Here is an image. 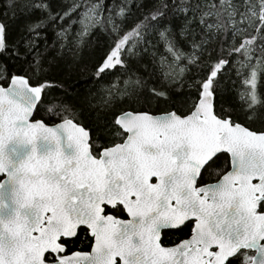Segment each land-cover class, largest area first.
Wrapping results in <instances>:
<instances>
[{
	"label": "snow or ice",
	"instance_id": "obj_1",
	"mask_svg": "<svg viewBox=\"0 0 264 264\" xmlns=\"http://www.w3.org/2000/svg\"><path fill=\"white\" fill-rule=\"evenodd\" d=\"M4 4L0 264H264V0Z\"/></svg>",
	"mask_w": 264,
	"mask_h": 264
},
{
	"label": "trees",
	"instance_id": "obj_2",
	"mask_svg": "<svg viewBox=\"0 0 264 264\" xmlns=\"http://www.w3.org/2000/svg\"><path fill=\"white\" fill-rule=\"evenodd\" d=\"M5 4L4 0H0V11L4 10ZM97 36L94 34L89 38L86 46L73 54L71 51L67 52V55L61 60V65L65 69L63 72L58 73L51 80V83L55 85L57 88L67 89L69 96H75L77 94L87 95L89 90L93 86V81L89 79V74L87 72H82L77 70V62L86 61L88 57V53L91 51L92 46L95 44ZM188 81H185V87ZM229 87L232 88L233 91H236L242 88L240 81L237 79L235 73H232V80L228 82ZM179 88V85L177 86ZM45 117L47 114H42ZM34 118L40 119L41 115H36ZM55 117L52 119H46L47 124L58 123ZM179 234L168 233L165 237L166 242H172L178 239ZM87 241L84 244H78L77 248H86Z\"/></svg>",
	"mask_w": 264,
	"mask_h": 264
},
{
	"label": "flooded vegetation",
	"instance_id": "obj_3",
	"mask_svg": "<svg viewBox=\"0 0 264 264\" xmlns=\"http://www.w3.org/2000/svg\"><path fill=\"white\" fill-rule=\"evenodd\" d=\"M121 219H128V217L126 216V215H123V216H121L120 217ZM173 243H178L179 242V240L178 239H176V240H174V241H172ZM166 246H171V243H168V242H166ZM78 249H80V250H83V251H91V249H90V247H88V246H86V248H78Z\"/></svg>",
	"mask_w": 264,
	"mask_h": 264
},
{
	"label": "water",
	"instance_id": "obj_4",
	"mask_svg": "<svg viewBox=\"0 0 264 264\" xmlns=\"http://www.w3.org/2000/svg\"><path fill=\"white\" fill-rule=\"evenodd\" d=\"M53 124H48V126H52ZM0 178H2V177H0Z\"/></svg>",
	"mask_w": 264,
	"mask_h": 264
}]
</instances>
